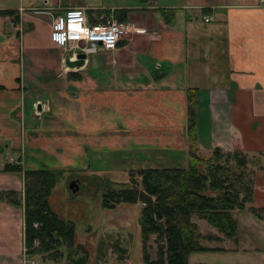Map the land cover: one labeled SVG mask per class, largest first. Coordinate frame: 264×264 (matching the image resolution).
I'll use <instances>...</instances> for the list:
<instances>
[{"label":"crops","instance_id":"crops-1","mask_svg":"<svg viewBox=\"0 0 264 264\" xmlns=\"http://www.w3.org/2000/svg\"><path fill=\"white\" fill-rule=\"evenodd\" d=\"M74 7L97 20L126 15L133 30L70 69L51 32L53 18ZM0 9L19 13L18 23L0 15V264H25L26 211L13 200L24 201L26 171L91 168L104 152L151 145L184 152L186 166L191 90L201 153L219 147L250 157L249 205L262 218L235 211L239 224H251L248 214L264 221V0H16ZM193 58L205 65L201 76ZM205 74L213 80L199 84Z\"/></svg>","mask_w":264,"mask_h":264},{"label":"trees","instance_id":"trees-1","mask_svg":"<svg viewBox=\"0 0 264 264\" xmlns=\"http://www.w3.org/2000/svg\"><path fill=\"white\" fill-rule=\"evenodd\" d=\"M207 11L208 10H204ZM0 15L13 16L19 22L14 9H0ZM92 22H97L93 11ZM120 21L126 15H118ZM72 76V75H71ZM187 166L149 167L129 172V183L115 188L107 187L102 196V206L113 208L121 203H142L140 228L143 240V258L147 264H189L190 257L199 252L225 251L222 246L202 244L198 225L192 216L207 220L223 236L211 235V241L225 239L238 242L239 220L235 211L250 210L262 218L260 210L249 205L254 195V170L250 157L242 151L225 152L217 147L207 156L201 153L197 143V121L194 93L188 95ZM204 166V170L200 166ZM21 165L6 166V171H21ZM62 171L39 169L25 172L24 201L26 211L25 245L30 254H43L46 258L66 264H87L90 253L81 244H75L77 226L73 220L63 219L51 204L50 196L60 181ZM16 196V193H13ZM38 222L39 226H34ZM155 235L156 258L148 249L149 240ZM225 238V239H224ZM38 241V244L35 242ZM223 241V242H224ZM116 250L125 252L120 246Z\"/></svg>","mask_w":264,"mask_h":264},{"label":"rangeland","instance_id":"rangeland-1","mask_svg":"<svg viewBox=\"0 0 264 264\" xmlns=\"http://www.w3.org/2000/svg\"><path fill=\"white\" fill-rule=\"evenodd\" d=\"M15 1L0 0V6L12 5ZM201 62L203 66L201 68L194 58L190 63L194 72L199 71V74H196L198 76L206 72L205 65L203 61ZM205 75L202 82H198L199 84L208 85L213 80L209 75ZM41 115L38 116L42 118ZM56 140L59 139H55V143H58ZM144 148L146 149L138 153L133 151L124 154L120 149L119 153L104 152L100 162H93L91 168L88 167V161H86L85 168L54 169L62 171V174L50 196L51 204L61 218L75 222L77 226L75 244H81L89 251L90 258L87 264H147L143 258L140 228L143 204L121 203L113 208L102 206L105 189L110 185L118 188L129 183L131 170L136 172L149 167L183 166V161L185 166L184 152L177 153L169 147L165 151H160L155 145ZM200 168L204 170L203 165ZM73 180L77 182V191L70 187ZM247 217L251 224L247 221L242 223L243 225L239 224L241 243L237 245L233 240L228 239L224 242L209 240V236H223V233L207 220L193 215L191 220L198 225V231L202 236L200 242L211 246H225L227 251L195 253L190 257L189 264H264V221L258 220L257 216L253 217L252 214H248ZM36 224L39 223H34V226ZM149 244L151 248L148 250L151 257L155 259L157 250L155 235L150 238ZM117 246L123 248L125 252L121 254L116 250ZM35 256H33L35 259L43 258L41 255ZM65 261L66 258L53 263L65 264Z\"/></svg>","mask_w":264,"mask_h":264},{"label":"built area","instance_id":"built-area-1","mask_svg":"<svg viewBox=\"0 0 264 264\" xmlns=\"http://www.w3.org/2000/svg\"><path fill=\"white\" fill-rule=\"evenodd\" d=\"M210 19L209 16L205 17L206 21ZM132 30L131 22L120 21L113 14L99 15L98 21L92 22L86 8L74 7L53 18L51 38L54 43L63 46L74 60L78 53L88 54L97 46L105 49L116 48L118 42ZM34 107L36 114L41 115L42 112L37 109L36 103ZM38 226L39 224H36V227ZM23 254L25 264L36 263L29 257L27 247H24Z\"/></svg>","mask_w":264,"mask_h":264},{"label":"water","instance_id":"water-1","mask_svg":"<svg viewBox=\"0 0 264 264\" xmlns=\"http://www.w3.org/2000/svg\"><path fill=\"white\" fill-rule=\"evenodd\" d=\"M87 58V54L84 52H80L77 54L76 59H71V56L69 53L66 54L64 62H65V66L70 68V69H75V68H80L85 64V60ZM70 187L74 190L77 191L78 190V185L76 180H73L71 182Z\"/></svg>","mask_w":264,"mask_h":264}]
</instances>
